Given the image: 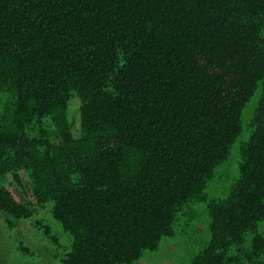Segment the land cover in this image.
I'll return each mask as SVG.
<instances>
[{"label": "trees", "instance_id": "trees-1", "mask_svg": "<svg viewBox=\"0 0 264 264\" xmlns=\"http://www.w3.org/2000/svg\"><path fill=\"white\" fill-rule=\"evenodd\" d=\"M201 202L191 264H264V0H0L7 228L34 220L61 264H136Z\"/></svg>", "mask_w": 264, "mask_h": 264}, {"label": "rangeland", "instance_id": "rangeland-1", "mask_svg": "<svg viewBox=\"0 0 264 264\" xmlns=\"http://www.w3.org/2000/svg\"><path fill=\"white\" fill-rule=\"evenodd\" d=\"M225 173L224 178L209 186L208 192L212 197H222L226 194L238 174V166H229ZM21 176L24 186H21L12 175L3 178L4 184L17 200L25 199L27 196L31 197L29 179L24 171L21 172ZM194 209L197 220L187 217L185 224L188 225L176 224V235L163 238L158 251H146L144 260L136 264L149 263L147 260H153L157 264H191L193 256L198 252L203 241L209 238V234L203 232L208 229L207 203H197L194 205ZM38 217H46V220L47 218L48 220L53 219L60 239L65 241L69 238L68 233H65L51 216L49 209L42 210ZM43 239L42 233L35 228L34 220H24L15 230H11L7 228L4 218L0 216V264H61L60 259L54 257L53 250L47 247L44 243L45 239ZM21 242L30 248L31 254L23 253L20 250Z\"/></svg>", "mask_w": 264, "mask_h": 264}, {"label": "crops", "instance_id": "crops-1", "mask_svg": "<svg viewBox=\"0 0 264 264\" xmlns=\"http://www.w3.org/2000/svg\"><path fill=\"white\" fill-rule=\"evenodd\" d=\"M144 264H148V263L145 262Z\"/></svg>", "mask_w": 264, "mask_h": 264}]
</instances>
